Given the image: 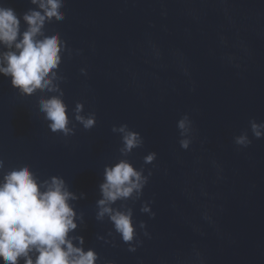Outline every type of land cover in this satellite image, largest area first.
Segmentation results:
<instances>
[{"label": "water", "instance_id": "water-1", "mask_svg": "<svg viewBox=\"0 0 264 264\" xmlns=\"http://www.w3.org/2000/svg\"><path fill=\"white\" fill-rule=\"evenodd\" d=\"M0 3L18 15L36 7ZM62 10L45 33L71 49L58 69L63 99L70 117L80 101L96 124L85 130L73 119L74 134L52 132L42 93L20 95L0 74V176L28 164L41 180L58 175L84 193L73 202L83 219L71 235L83 236L97 264H264V137L249 125L264 121V0H65ZM185 113L195 129L188 149L177 128ZM123 123L144 139L127 159L152 171L142 196L127 201L135 251L107 216L96 219L104 168L122 158L112 126ZM245 129L251 144L237 146ZM145 201L154 217L140 211Z\"/></svg>", "mask_w": 264, "mask_h": 264}, {"label": "clouds", "instance_id": "clouds-1", "mask_svg": "<svg viewBox=\"0 0 264 264\" xmlns=\"http://www.w3.org/2000/svg\"><path fill=\"white\" fill-rule=\"evenodd\" d=\"M35 8L18 15L12 7L0 3V74L10 78L11 86L20 95L42 93L39 98V111L48 122L52 132L65 137L74 134L72 120L89 130L96 124L95 112L84 113V104L77 101L68 114L60 82L64 77L58 69L62 54L67 50V42L58 32L45 33V24L62 21L65 0H30ZM21 21L24 29L21 31ZM87 74L86 68L80 69ZM44 93H51L45 95ZM250 131L257 139L264 137V121L255 118L249 121ZM179 144L188 149L194 134L193 122L189 114H183L177 121ZM248 129L233 137L237 146L251 144ZM112 132L119 133L122 144L119 149L122 158L112 165H106L103 181L99 184L100 198L96 201V219L108 217L113 228L129 251H135L137 225L133 222V208L127 204L143 194V189L152 175L151 169L144 174V168L137 169L127 157L133 149L142 147L144 139L138 131L130 129L126 123L113 125ZM156 152H148L144 163L156 159ZM4 161L0 159V171ZM70 191L65 179L58 175L41 180L28 164L3 171L0 176V261L2 264H97L98 254L93 248H84V238L71 235L83 219L77 213L74 201L83 198ZM121 201L119 207H114ZM140 211L154 217L151 202L142 203ZM145 229V222H139ZM111 234V233H110ZM148 235L146 229L144 232ZM104 239V237H98ZM135 241V242H134ZM107 264H114L107 261Z\"/></svg>", "mask_w": 264, "mask_h": 264}]
</instances>
